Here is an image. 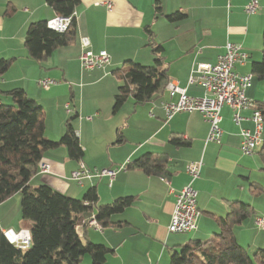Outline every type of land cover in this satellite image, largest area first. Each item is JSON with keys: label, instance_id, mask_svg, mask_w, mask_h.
Listing matches in <instances>:
<instances>
[{"label": "crops", "instance_id": "0c3cea01", "mask_svg": "<svg viewBox=\"0 0 264 264\" xmlns=\"http://www.w3.org/2000/svg\"><path fill=\"white\" fill-rule=\"evenodd\" d=\"M248 1L80 0L74 9V41L56 48L46 60L38 62L29 57L24 48L27 25L32 21H47L56 16L55 12L46 0H0V59L13 58L8 69L0 74V102H9L5 91L22 88L43 108L44 133L51 140H57L64 133L65 122L76 113L72 125L83 151L79 161L89 168L127 165L148 152L163 153L167 157L164 177L127 167L112 179L91 177L77 184L70 173L79 161L69 158L65 147L43 152L37 172L29 180L30 186L47 184L79 199L87 189L94 187L99 203L134 197L122 212L110 217L111 222L124 223L121 226L107 225L98 229L88 224L89 216H84L77 225L80 237L112 250L103 264H169L171 253L189 239L203 240L210 232H218L217 219L225 217L230 203L235 201L254 208L253 215L234 226L236 240L241 245L247 242L252 250L264 246V236L250 234L257 226L255 218L264 217L259 215L261 200L257 205L256 191L250 189V184L256 182L264 187L253 175L263 162L258 152L260 147L255 152L262 162L254 156L255 152L247 155L241 151L239 127L232 120L230 107L224 105L220 111L219 143L205 142L209 124L197 111L178 112L166 120L163 104L176 101L178 95L170 97L165 89L145 103L136 104L130 97L117 111L112 109L113 96L120 84L114 71L121 69L126 61L153 63L146 26L163 47L168 78L185 88L189 96L204 94L200 84L187 82L192 68L197 63L214 64L224 53L226 42L240 44L248 54L243 63L234 64V70L240 74L250 73L251 62L260 57L264 0H257L259 7L254 14L244 11ZM103 2L111 3L112 8L108 9ZM156 2L161 6V15L155 13ZM9 6L13 8L11 13H7ZM173 12L185 16L177 22H169L164 15ZM81 35L88 37L90 50L108 53L106 65L81 70L78 60ZM41 78H51L56 83L42 88L37 84ZM245 94L254 102L264 99L262 87L255 89L252 82ZM252 110L253 106H249L241 111L244 118L240 125L250 130L253 129L249 119ZM87 116L92 119L88 120ZM118 131L123 141L117 143ZM172 135H179L188 144L173 145L169 142ZM199 159L203 165L194 182L200 211L197 229L186 233L168 232L175 194L188 179L185 167ZM42 164L46 171H41ZM20 198V192H16L0 202V233L8 228H30V222L21 217ZM86 255L80 264H92L90 256Z\"/></svg>", "mask_w": 264, "mask_h": 264}, {"label": "trees", "instance_id": "16d2710c", "mask_svg": "<svg viewBox=\"0 0 264 264\" xmlns=\"http://www.w3.org/2000/svg\"><path fill=\"white\" fill-rule=\"evenodd\" d=\"M80 0H46L56 15L72 16L65 31L50 29L46 21H32L27 25L24 48L32 59L42 62L58 47L74 41L76 21L72 15ZM13 11L8 7L7 13ZM156 15H161V6L155 5ZM185 14L173 12L165 14L169 22H177ZM147 45L153 54V63L140 64L126 61L114 71L120 84L113 96V111H117L128 98L136 104L145 103L164 92L169 80L163 57V47L154 40L153 31L146 26ZM261 58L252 61V77L264 81V30ZM13 58L0 59V74L11 65ZM9 102H0V202L16 192H20L21 217L30 222L31 244L27 249H18L0 233V264H80L88 254L92 264H103L111 249L103 244H95L77 232L84 216L93 215L103 227L121 226L124 223L111 222L110 217L129 206L134 197L124 196L108 203H99L96 189H87L82 198L68 196L47 184L30 186V178L37 172L43 152L65 147L68 157L77 161L83 155L78 136L72 125L77 114H72L65 122L64 133L51 140L44 133L43 108L22 88L5 91ZM263 118L264 100L255 101ZM123 141L120 131L115 142ZM176 146L187 145L179 135L169 137ZM264 162V138L258 150ZM167 157L163 153H144L126 165L135 167L146 174L165 176ZM259 184H250L252 191H262ZM254 214V208L242 201L231 202L225 217L218 218L219 230L206 239H189L169 257V264H264V249L257 248L249 253L235 238L233 228Z\"/></svg>", "mask_w": 264, "mask_h": 264}, {"label": "built area", "instance_id": "2783aa9c", "mask_svg": "<svg viewBox=\"0 0 264 264\" xmlns=\"http://www.w3.org/2000/svg\"><path fill=\"white\" fill-rule=\"evenodd\" d=\"M108 9L112 8L109 2H103ZM259 7L257 0H249L244 5L247 14H254ZM74 15V11L72 13ZM72 16L56 15L46 21L48 28L55 31H65L71 21ZM80 52L78 55L81 70H92L103 67L109 62V55L105 50L93 52L89 48V39L85 35L79 38ZM224 53L220 54L214 64L197 63L188 76V84L198 83L204 89V94L200 97L189 96L185 88L180 87L173 79H169L165 85V90L169 96L178 95L176 101H169L163 104L166 120H169L178 112H199L203 119L209 124L205 137V142H220L222 129L220 127L222 106L227 105L232 110V120L239 127L241 137L240 149L244 154L251 155L261 146L263 141L264 124L261 111L254 101L249 99L245 91L251 85L252 74H240L234 70L235 63H243L248 54L242 49L240 44L226 42ZM56 83L51 78H41L37 84L42 88H47ZM249 106L253 110L249 119L253 123L250 130L240 125L244 118L241 111ZM68 109V106H65ZM88 120L92 116L86 117ZM203 162L201 159L190 161L185 171L188 179L186 183L177 191L170 213V220L167 231L172 233H186L197 229V219L200 211L197 207V191L194 188L195 180L200 176ZM126 165L115 168H89L82 161L78 162L76 169L70 173V178L77 184H81L84 179L91 177L108 176L112 179L119 170L125 169ZM41 171H46V166H40ZM88 224L100 229L101 225L95 220L93 215L89 216ZM255 224L258 228L264 229V217H256ZM77 229V227H76ZM4 237L18 249H27L31 244L29 229H5L2 230Z\"/></svg>", "mask_w": 264, "mask_h": 264}, {"label": "rangeland", "instance_id": "374dc122", "mask_svg": "<svg viewBox=\"0 0 264 264\" xmlns=\"http://www.w3.org/2000/svg\"><path fill=\"white\" fill-rule=\"evenodd\" d=\"M262 34H263V32H262ZM261 48H260V57H259V60H260V58H261V50H262V48H263V37H262V35H261V46H260ZM248 62H250V58L248 59ZM252 84H253V87L255 88V89H257V88H259V87H262V89L264 90V81H262V80H259V79H257L256 77H253V79H252ZM8 100V99H7ZM259 100V99H258ZM260 100H264V99H261L260 98ZM5 103H7V102H5ZM263 137H264V133H263ZM254 156L257 158V160H259V162H262L261 161V159H260V156H259V154L257 153V152H255L254 153ZM258 156V157H257ZM259 167H261L260 169H256L255 171H254V173H253V175H254V177H255V179H259L263 184H264V162H262L261 164H260V166ZM257 184H259V185H261L260 183H258V182H256V185ZM262 186V185H261ZM260 186V187H261ZM262 188V191H258V190H256V204L258 205V202H259V199L261 200L260 201V207H262V210L259 212V215H264V187L262 186L261 187ZM255 226H256V224H255ZM257 227V226H256ZM256 227H253L252 229V232L250 233L251 235H253V234H259L260 233V235L261 236H264V231H260V230H258ZM212 234V232H210V234L209 235H211ZM207 237V236H206ZM241 245V244H240ZM262 245H264V244H262ZM242 246L243 247H245L246 249H247V251L249 252V253H252L254 250H252L251 249V246H249L248 244H247V242H245L244 244H242ZM259 248V247H258ZM260 248H263L264 249V246H262V247H260ZM257 249V248H256ZM178 251H180V248H179V250ZM86 255V254H85ZM87 256V255H86Z\"/></svg>", "mask_w": 264, "mask_h": 264}]
</instances>
